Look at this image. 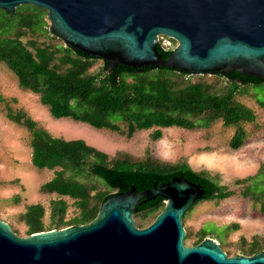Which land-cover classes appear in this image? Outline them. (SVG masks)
I'll return each mask as SVG.
<instances>
[{
    "label": "trees",
    "instance_id": "obj_1",
    "mask_svg": "<svg viewBox=\"0 0 264 264\" xmlns=\"http://www.w3.org/2000/svg\"><path fill=\"white\" fill-rule=\"evenodd\" d=\"M25 6L33 10H22ZM39 10L42 12L37 16ZM6 12L11 14L9 19L13 20H0V30L5 32L15 28L16 35H0V62H5L15 72L22 88L39 94L40 100L48 105L53 116L89 122L98 128H107L128 137L137 128L155 126L151 132L153 139L160 137L161 127L182 126L191 129L220 118L223 125H235L228 144L238 148L242 143L244 129L241 122L252 120L254 113L235 96L239 86L264 83L263 80L234 71L213 74L215 79L212 82L203 78L206 73L198 74V78L192 80L194 74L162 66L119 64L115 70H108L103 58L84 55L65 43L38 44L35 40L25 43L21 36L27 32L26 28L35 32L49 21L46 8L28 3L18 5L13 13ZM39 17L42 20H38ZM46 29L50 31L48 27ZM170 40L172 46L167 47L160 40L157 42V49L164 57L176 44L174 39ZM97 59H102L101 67L90 70ZM219 79L223 80L221 85H218ZM261 103L264 105V100ZM8 117L32 130L30 144L33 164L38 168L58 167L54 176L40 187L41 191L55 192L60 196L51 199V219L48 223L42 219L45 212L43 203L27 205L21 218L28 225V234L87 223L113 192L125 191L134 186L137 190H143L168 181L175 175L182 174L199 184L205 192L202 198L183 212V217L187 210L202 200L223 199L235 192L218 183L207 171L194 170L182 158L171 162L150 155L143 157L124 152L110 157L106 151L82 138L53 136L47 128L37 127V122L22 112L10 110ZM257 180L264 183V164L253 175L237 179L236 182H248L242 187L241 193L254 198L262 196L261 210H264V190L254 191L250 188V185L257 188ZM67 195L74 199L79 209L76 215L68 219L66 211L69 204L62 197ZM163 198L157 196L136 204L134 218H139L138 226L142 225L141 219L145 216L158 213L163 208ZM207 233L201 227L192 244L202 241ZM189 235L190 232L185 228L184 238ZM240 249L245 254H253L263 250L264 243L255 238L247 247Z\"/></svg>",
    "mask_w": 264,
    "mask_h": 264
},
{
    "label": "water",
    "instance_id": "obj_2",
    "mask_svg": "<svg viewBox=\"0 0 264 264\" xmlns=\"http://www.w3.org/2000/svg\"><path fill=\"white\" fill-rule=\"evenodd\" d=\"M47 9L49 29L86 55L103 58L108 70L162 66L190 74H229L264 81V0H0ZM159 35L176 41L164 57ZM239 82V80H236ZM205 194L187 177L113 192L87 223L21 236L0 216V264H264V249L227 254L205 236L186 243L183 212ZM164 197L146 226L134 218L136 204Z\"/></svg>",
    "mask_w": 264,
    "mask_h": 264
},
{
    "label": "rangeland",
    "instance_id": "obj_3",
    "mask_svg": "<svg viewBox=\"0 0 264 264\" xmlns=\"http://www.w3.org/2000/svg\"><path fill=\"white\" fill-rule=\"evenodd\" d=\"M25 9L33 10L29 6L22 8ZM41 12L39 10L37 16ZM9 17L11 14L0 7V20H13ZM38 20L42 19L39 17ZM49 24L50 20L35 32L26 28L27 32L22 34L21 39L25 43L30 40L38 44L64 43L53 31L46 29ZM15 32V28L5 32L0 30V35L13 37ZM101 65L102 59H97L90 70H97ZM194 75L192 80L198 78V74ZM203 78L208 82L215 79L213 74H204ZM222 83L223 80L219 79L218 85ZM235 98L248 105L254 113L252 120L241 122L244 137L238 148L228 144L235 125H223L220 118L191 129L182 126L161 127V135L156 139L151 137L155 126L137 128L128 137L89 122L53 116L39 94L22 88L15 72L5 62H0V216L11 224L17 234L27 236L28 225L21 218L27 205L43 203L45 212L42 219L48 223L51 219V199L60 197L55 192L41 191L42 183L52 178L58 167L38 168L33 164L30 144L32 130L11 120L8 117L11 110L28 115L37 122V127L47 128L53 136L82 138L106 151L110 157L124 152L143 157L150 155L171 162L182 158L194 170L207 171L218 183L235 192L223 199L202 200L187 210L182 221L190 235L185 241L191 245L197 239V231L204 227L209 232L206 236L217 239L227 254H245L240 248L247 247L255 238L264 243L263 197L242 194V187L248 182H236L237 179L253 175L264 164V105L261 103L264 100V83L239 86ZM257 184V188L250 185L251 190H264L263 182L257 180ZM62 197L69 204L66 211L68 219L76 215L79 209L70 196ZM156 213L141 219L142 225L139 226L149 224ZM135 219L137 224L139 218Z\"/></svg>",
    "mask_w": 264,
    "mask_h": 264
},
{
    "label": "built area",
    "instance_id": "obj_4",
    "mask_svg": "<svg viewBox=\"0 0 264 264\" xmlns=\"http://www.w3.org/2000/svg\"><path fill=\"white\" fill-rule=\"evenodd\" d=\"M160 40V42L164 45V46H172V41L170 40V37L165 36V35H159L158 36V41ZM157 41V42H158Z\"/></svg>",
    "mask_w": 264,
    "mask_h": 264
}]
</instances>
